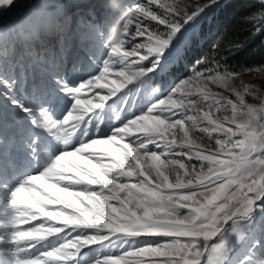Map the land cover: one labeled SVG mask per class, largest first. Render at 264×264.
I'll return each instance as SVG.
<instances>
[{"label": "snow or ice", "instance_id": "1", "mask_svg": "<svg viewBox=\"0 0 264 264\" xmlns=\"http://www.w3.org/2000/svg\"><path fill=\"white\" fill-rule=\"evenodd\" d=\"M230 2L105 0L123 38L90 8L80 38L102 58L73 83L68 9L45 0L13 20L24 0H0V264H264V90L242 79L264 65L200 56L140 111L104 127L96 111L180 67Z\"/></svg>", "mask_w": 264, "mask_h": 264}, {"label": "rangeland", "instance_id": "2", "mask_svg": "<svg viewBox=\"0 0 264 264\" xmlns=\"http://www.w3.org/2000/svg\"><path fill=\"white\" fill-rule=\"evenodd\" d=\"M122 2L128 4H134L139 2H146V0H122ZM186 2H194V0H186ZM45 3V0H24V6L17 10V14L13 17V20H19L24 12H27L29 8ZM105 0H59V4L63 5L68 9V14L71 17L70 22L67 25V30L69 32L70 39L67 41V47L63 55L67 59L66 74L68 78L75 83L79 79L85 78L91 74H95L98 71V65L102 58L103 49L99 46V41L89 42L81 40L80 31L83 30V26L87 24L89 19L85 16H90L89 9H94L95 13H100L101 23H99L104 32L105 38L109 41L111 35V29L118 25V23H113L112 20L106 19L104 15L103 4ZM55 7V4L52 5ZM154 10L159 12L160 10L153 5ZM212 9L208 18L213 10ZM82 14V15H81ZM259 21L264 20V16H258ZM122 20V19H121ZM264 24V23H263ZM262 24V26H264ZM52 46L55 50L56 58L59 59L61 56L60 46L55 39L52 40ZM91 53L95 57V63L89 61L88 54ZM77 60L80 61L81 71L72 72L73 63ZM183 65V64H182ZM180 67L173 68L171 64H165L163 68L153 74H150V78L153 76L154 80H147L145 85L142 86L141 90L130 94L124 100H119L118 97L121 93L117 94V97H113L112 100L107 102L105 110L103 111L101 127L107 125L109 121H114L117 114L124 117L127 113L140 111L150 100H156L158 97L166 94L170 88L173 86L174 82H177L180 78L186 75H180L178 72ZM173 73V76L170 74ZM179 74V75H178ZM245 82L257 84L260 89L264 90V75L260 73H248L242 76ZM152 82H155L154 85ZM98 92H106L107 90L97 89ZM246 99L253 104H259L260 98L248 96ZM113 101H116L113 103ZM108 105H111L109 108Z\"/></svg>", "mask_w": 264, "mask_h": 264}, {"label": "trees", "instance_id": "3", "mask_svg": "<svg viewBox=\"0 0 264 264\" xmlns=\"http://www.w3.org/2000/svg\"><path fill=\"white\" fill-rule=\"evenodd\" d=\"M262 11L260 0H232L213 10L203 22L199 42L189 52L187 61L180 66L179 74H188L192 62L200 56L219 58L226 55L233 71L238 70L240 65H264V20L258 19ZM100 15L95 13L93 22L101 23ZM85 17L92 21L91 16ZM257 28H260L259 32ZM213 45L218 46L216 51H213ZM150 80L153 81L154 77Z\"/></svg>", "mask_w": 264, "mask_h": 264}, {"label": "clouds", "instance_id": "4", "mask_svg": "<svg viewBox=\"0 0 264 264\" xmlns=\"http://www.w3.org/2000/svg\"><path fill=\"white\" fill-rule=\"evenodd\" d=\"M111 2H112L113 8L119 9V7H120L119 0H111ZM127 15H129V13L122 12L120 19H124V17H126ZM122 38L123 37H122L121 31H120L119 25L113 27L111 29V35H110L109 42L113 43V44L119 43Z\"/></svg>", "mask_w": 264, "mask_h": 264}]
</instances>
